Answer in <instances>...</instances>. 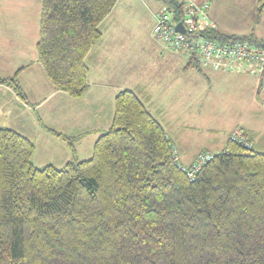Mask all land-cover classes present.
<instances>
[{
    "label": "trees",
    "instance_id": "16d2710c",
    "mask_svg": "<svg viewBox=\"0 0 264 264\" xmlns=\"http://www.w3.org/2000/svg\"><path fill=\"white\" fill-rule=\"evenodd\" d=\"M39 1L38 62L56 90L80 98L86 56L118 0ZM159 1L182 14L183 1ZM263 10L258 0L257 20ZM17 74L0 85L22 98ZM248 140H228L190 179L129 89L114 97L90 158L60 169L35 167L34 144L0 128V264H264V153Z\"/></svg>",
    "mask_w": 264,
    "mask_h": 264
},
{
    "label": "crops",
    "instance_id": "0c3cea01",
    "mask_svg": "<svg viewBox=\"0 0 264 264\" xmlns=\"http://www.w3.org/2000/svg\"><path fill=\"white\" fill-rule=\"evenodd\" d=\"M186 1L195 3V0ZM196 1H198L200 5L205 3L208 4L207 15L209 20L216 26L218 33L236 38H249L264 46V10L260 18L257 20L256 9L258 0H256L255 3L251 5V10L247 13V20L252 26L246 32H239L230 29L228 26L226 27L225 24H223L218 19V15L215 13L214 8L216 5L213 6L206 0ZM131 2L132 0H118L107 17H105L100 23L99 28L102 32V37L99 42L91 49L85 59V63L88 67L87 90L82 97L73 98L64 92L56 90L53 87V85L47 79L41 64L38 62L37 55L36 57L35 55L33 57V46L35 49L38 39L39 17L41 11L40 1L0 0V18L3 17L7 22L9 32L7 35V43H9L10 46V51H6L2 49L3 43L0 42V77L9 78L13 77L15 73H18L17 80L19 91L22 95L21 98L17 96V94L10 87L0 85V128H8L19 132L29 139L35 146L33 141L35 138L33 137L35 136L34 132H37L33 129L34 123H41L42 120H45L50 122L56 121V123L59 124L64 123L69 119L73 121L74 116L76 119L80 118L83 112H85V109L79 103L86 99L88 100V98H90V110L88 109V112L93 111V113L100 115L104 111L103 106L105 101L108 99L107 103L109 105L110 102L114 101L116 94L120 90L124 89L120 83L115 80L118 69L127 66V61L122 62L124 58L121 57V48L124 47V50L128 51L127 49L129 48L128 43L130 39L136 40L137 37L135 38L136 35L134 34H127L126 31L122 33L117 25L119 23V19L114 18L113 14L117 12L116 8L118 5L122 9L130 5ZM159 3L160 4H156L153 12L150 11V18L152 19L153 24L154 13H156L163 5L161 1H159ZM151 27H153V25ZM34 28L36 29L35 38L33 34ZM124 34H127L126 37ZM1 40L5 41L4 38H1ZM150 50L152 51L153 56L157 59L158 63H161L162 66H165V69H174L176 72L179 74L181 73L182 75H187L192 69L194 71H198L196 68H186L187 60L184 59L185 57L180 54L173 53L172 51L165 50L163 48L161 49L155 45L154 47L150 48ZM123 55L127 54L124 53ZM130 56L133 57V64H137V66H139L138 61H140V59L136 56V54L134 55V53H132ZM206 70H208L206 72V79L208 82H216L217 84L221 82L223 85L233 83L236 85L232 96L234 95V97L237 99V102L240 104L241 109L244 110L247 117L249 114H252L251 117L254 118L257 114L259 115L261 112H263V109H260V107L257 105V103H259L257 101H260L264 104V76L258 78L248 76L243 73H225L212 69ZM145 87L147 86L145 85ZM145 87L144 85L140 86L136 84L134 88L129 90L135 92V94L144 102L148 111L150 112L152 98ZM31 97L37 99H34V102H30ZM250 105L252 108H249ZM37 112V120L35 119V121H33L32 114H36ZM155 112L161 113V110H155ZM247 117L245 119H247ZM13 125H15L14 128H11ZM108 125H111L110 121ZM76 126L78 125L76 124ZM76 126H73L70 130L72 134H74V131H76L75 129L80 131V128ZM161 126L163 127L162 124ZM42 128L44 131L49 133L50 137L56 138V141L61 138L66 140V136H69L67 139L72 140L70 143L74 148V155L69 152L70 148L67 143L69 150L68 152L72 156L70 154H66L60 159V163H68L77 159V153L81 148V140L85 139V136H64L62 132L53 130L52 128L47 127V125H43ZM237 128L244 130L249 137L254 139L253 142L256 140L255 137H257V142H262L264 140V134L258 135V132L253 131L252 128H245V126H241L240 124H237L234 129ZM163 129L173 145L177 160L182 165H189L190 163H193L197 154L202 150H206H200L197 148V150H195L196 152L192 153L189 149V146L193 147L194 144L198 145V142H194L195 138L192 139V135L185 133L184 131L175 130L177 132L175 133L174 130L172 131L168 129L166 131L164 127ZM50 130L56 132L58 135L53 134ZM107 130L103 131V128L98 126L92 130V135L89 133L87 134V137L92 136V141L95 143L97 138ZM86 131L91 132V130ZM210 136V144L214 143L219 149L216 153L224 150L228 138L226 137L224 141L225 143L222 145L220 144L221 141L218 140L216 134H211ZM55 144L56 143H52V141H50V143L48 142L46 147L48 154L45 156H38L33 153L32 163L35 167L39 168V165L37 166L34 163H53L49 161L52 158V147L55 146ZM45 158H48V161Z\"/></svg>",
    "mask_w": 264,
    "mask_h": 264
},
{
    "label": "rangeland",
    "instance_id": "374dc122",
    "mask_svg": "<svg viewBox=\"0 0 264 264\" xmlns=\"http://www.w3.org/2000/svg\"><path fill=\"white\" fill-rule=\"evenodd\" d=\"M206 1L213 6L216 5L214 8L215 13L226 27L228 26L230 29L239 32H246L251 28L252 25L247 20V13L251 10L250 7L256 0ZM194 2V4L200 5L198 1L195 0ZM156 4H160L159 0H132L130 5L126 8L121 9L119 5L117 6V12L113 14V17L119 19L117 25L120 31H122V33L126 31V33L130 35L134 34L137 39H134L135 41L130 39L128 51H125L124 47L121 48V57L124 58L122 62L127 61V66L118 69L115 80L118 81L124 89H132L136 84L140 86L144 85V87L146 85L147 87L145 88L152 98V105L150 107L152 115L163 125L166 131L168 129L174 130L175 133H177L175 130L184 131L192 135V139L195 138L194 142H198V145L194 144L193 147L189 146L190 151L195 153L197 148L200 150L206 149L200 151L197 156L204 151L215 154L219 150L214 143L210 144L209 137L211 138V134H216L222 145L225 143L224 141L227 135L229 134L227 137L228 141L230 135L236 130L238 132L240 131L248 138L244 130L239 128L234 129L237 124L245 126V128H252L253 131L258 132V135L264 134V104L262 102L257 101L259 102L257 105L260 109H263V112L259 115L257 114L254 118L251 117L252 114H249L247 117L244 110L241 109L240 104L237 102V99L234 95L232 96L236 88L235 84L223 85L221 82L218 84L216 82H208L206 79V72L208 70L200 66H198V71L192 69L187 75H182L181 73L180 75L174 69H165L164 65L162 66L161 63H158L150 50L154 45L162 49V47L154 41L151 33L153 22L150 18V11L153 12ZM3 19V17L0 18V42L3 43L2 49L10 51L9 43H7V35L9 33L8 25L6 20L4 19L3 21ZM33 34L35 38V28ZM127 34H124V36L126 37ZM1 38H4L5 41L1 40ZM32 51L33 57L34 55L36 57L34 46ZM124 53L127 55H123ZM132 53H134V55L136 54L140 59V61H138L139 66L133 64V57L130 56ZM173 53L180 54L178 52ZM243 74L255 77L249 73ZM263 74L257 77L261 78ZM34 99L37 98L31 97L30 102H34ZM107 101L108 99L105 101L103 106L104 111L100 115L93 113V111L88 112L90 110V98H88V100L86 99L79 103L84 107L85 112H83L80 118L76 119L74 116V122L69 119L59 124H57L56 121L50 122L45 120H42L41 123L37 122L38 124L34 123L33 129L37 132H34L35 136L33 137L35 138L33 141L36 146V152L34 150L35 155L45 156L48 154L46 148L48 142L50 143V141H52V143H56L55 146L52 147V158L49 161L53 163L34 164L37 166L39 165V168L48 165L58 169L62 168L66 163H60V159L66 154L69 155V152H71L68 150V145L72 140L67 139L69 136L66 135L77 137L78 135L85 136L86 138L81 140V148L75 160L83 161L90 158L94 142L92 141L93 137H87V134L90 133V135H92V130L98 126H101L103 131L111 126L108 124L109 121L110 124L112 121L113 101L110 102L109 105ZM249 108H252L251 105ZM155 110H161V113H156ZM37 115L38 112L32 114L33 121H35V119L37 120ZM246 117L247 119H245ZM76 124L78 126H76ZM43 125H47V127L53 130L62 132L64 136H66V140L61 138L56 141V138L50 137L49 133L43 130ZM14 126L15 125L11 126V128H14ZM73 126L79 127L80 131L75 129L77 132L74 131V134H72L70 130ZM86 130H91V132H87ZM255 138L256 140L253 144L254 150L264 153V140L262 142H257V137ZM45 159L48 161V158ZM193 163L182 166L190 167Z\"/></svg>",
    "mask_w": 264,
    "mask_h": 264
},
{
    "label": "built area",
    "instance_id": "2783aa9c",
    "mask_svg": "<svg viewBox=\"0 0 264 264\" xmlns=\"http://www.w3.org/2000/svg\"><path fill=\"white\" fill-rule=\"evenodd\" d=\"M183 1L182 14L179 16L162 5L154 13L152 36L163 49L182 54L187 61H194L200 67L230 73H249L255 77L264 73V46L249 38L219 40L212 35L216 26L207 15L208 4L196 5ZM180 24L183 33L176 29ZM229 140L251 148L246 136L234 131ZM175 159L177 160V156ZM213 154L204 151L190 166H181V170L192 179L200 168L212 159Z\"/></svg>",
    "mask_w": 264,
    "mask_h": 264
},
{
    "label": "water",
    "instance_id": "95a60500",
    "mask_svg": "<svg viewBox=\"0 0 264 264\" xmlns=\"http://www.w3.org/2000/svg\"><path fill=\"white\" fill-rule=\"evenodd\" d=\"M176 29H177L178 31H180V32L183 33V28H182V26H181L180 24H178V25L176 26Z\"/></svg>",
    "mask_w": 264,
    "mask_h": 264
}]
</instances>
